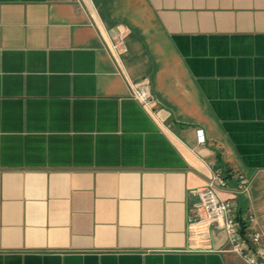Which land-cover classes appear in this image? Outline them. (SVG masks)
<instances>
[{"label": "crops", "instance_id": "1", "mask_svg": "<svg viewBox=\"0 0 264 264\" xmlns=\"http://www.w3.org/2000/svg\"><path fill=\"white\" fill-rule=\"evenodd\" d=\"M216 173L264 247V0H0V264H247Z\"/></svg>", "mask_w": 264, "mask_h": 264}, {"label": "built area", "instance_id": "2", "mask_svg": "<svg viewBox=\"0 0 264 264\" xmlns=\"http://www.w3.org/2000/svg\"><path fill=\"white\" fill-rule=\"evenodd\" d=\"M134 95L147 107L154 101V95L148 81L133 83ZM202 133L203 131L200 130ZM205 142L204 135L200 137ZM227 178L221 173L213 175L207 186L201 191L196 203L197 211L208 221H219L225 228L231 250L238 254L247 264H264V247L260 245L261 235L245 227L243 218L238 216L235 200L223 198L221 189L227 187ZM250 181L245 175L238 176V190L246 191ZM252 221L253 217H248ZM247 222V220H246Z\"/></svg>", "mask_w": 264, "mask_h": 264}]
</instances>
